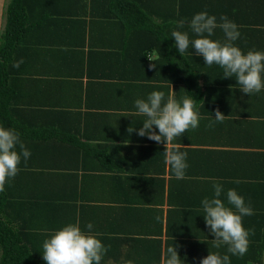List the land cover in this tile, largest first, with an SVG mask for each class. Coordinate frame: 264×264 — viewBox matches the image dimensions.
<instances>
[{"label": "crops", "instance_id": "1", "mask_svg": "<svg viewBox=\"0 0 264 264\" xmlns=\"http://www.w3.org/2000/svg\"><path fill=\"white\" fill-rule=\"evenodd\" d=\"M20 4L27 27L0 89V108L31 152L20 163L30 166L20 168L10 187L23 203L34 202L29 210L18 205L22 215L15 217L47 235L69 223L87 232L91 223L90 231L108 248L101 264H160L173 243L184 264H199L208 252L228 254L226 246H212L200 203L219 183L226 206L232 207L225 193L234 189L254 213L242 217L243 227L254 229L247 252L228 254L230 264H264V89L243 94L234 78L225 79L215 64L206 66L191 46L179 55L171 37L178 30L197 38L189 23L206 11L218 23L224 15L237 25L234 46L244 54L264 52V0ZM181 20L184 27L177 28ZM210 39L225 37L217 28ZM153 91H163L165 100L174 91L177 100L196 101L199 126L172 142L186 153L183 179L165 163L171 145L128 132L145 119L135 114V100ZM216 109L227 118L210 128Z\"/></svg>", "mask_w": 264, "mask_h": 264}, {"label": "clouds", "instance_id": "2", "mask_svg": "<svg viewBox=\"0 0 264 264\" xmlns=\"http://www.w3.org/2000/svg\"><path fill=\"white\" fill-rule=\"evenodd\" d=\"M219 21L218 23L217 17L209 15L206 11L195 14L189 27L197 38L190 40L186 32L174 30L171 32L175 41L174 47L179 55H182L191 46L195 55L203 58L206 66L215 64L223 70L225 79L234 78L243 94L249 96L261 92L264 89V52L249 50L244 54L234 46L240 36L237 25L224 15L219 17ZM184 24V20L179 21L177 28L184 27ZM217 28L224 34L223 42L210 39ZM147 59L151 62L149 68H155L156 65L148 57ZM22 63L21 59L13 63L12 67L19 68ZM172 92L166 100L163 91H153L146 99H136L135 114L145 119L141 128H128V132L136 131L139 137H146L157 144L171 145L169 150L164 152L165 163L170 173L177 179H183L188 168L186 153L179 150L180 145L172 142L190 128L196 129L200 116L194 110L196 101L191 96H183L177 100L175 92ZM214 115L215 119L208 125L210 128L227 118L218 109L214 110ZM17 146L19 152L16 150ZM30 156L31 152L20 141V134L15 129L0 126V192L4 191L6 182L14 179L19 173L21 158L27 163ZM222 193L223 187L219 183H213L212 197L201 200L204 223L209 234L214 237L211 240L214 248L226 246L228 254L243 256L247 252L248 238L254 234V229L246 230L242 225V217L254 213L250 203L246 204L244 197L234 189L225 193L227 204L232 207L226 206L220 199ZM85 227L89 231H82L78 224L69 223L45 239L41 256L45 264H101L108 248L97 238L98 233L93 234L90 231L93 228L91 223ZM178 247L179 245L174 243L166 246L160 264H184L178 255ZM228 254L208 252L207 257L202 258L199 264H230ZM126 264H133V261H126Z\"/></svg>", "mask_w": 264, "mask_h": 264}, {"label": "trees", "instance_id": "3", "mask_svg": "<svg viewBox=\"0 0 264 264\" xmlns=\"http://www.w3.org/2000/svg\"><path fill=\"white\" fill-rule=\"evenodd\" d=\"M20 1L9 0L3 8V24L0 30V89L5 83L15 47L26 32L25 13ZM5 112L0 108V119L5 128H9L10 125L5 123ZM11 128L13 129L12 126ZM29 166L30 164L18 165L19 168ZM17 196L10 187V181L6 182L4 191L0 192V264H45L41 257L42 245L50 235L30 220L15 217V213L22 215V211L17 209L18 205L25 204L29 210L30 202H34L32 198H27L23 203L24 197ZM261 252L264 254V232Z\"/></svg>", "mask_w": 264, "mask_h": 264}, {"label": "rangeland", "instance_id": "4", "mask_svg": "<svg viewBox=\"0 0 264 264\" xmlns=\"http://www.w3.org/2000/svg\"><path fill=\"white\" fill-rule=\"evenodd\" d=\"M9 0H6L4 4H6ZM5 6V5H4ZM2 28V27H1Z\"/></svg>", "mask_w": 264, "mask_h": 264}]
</instances>
